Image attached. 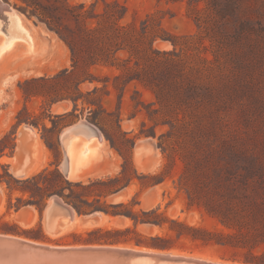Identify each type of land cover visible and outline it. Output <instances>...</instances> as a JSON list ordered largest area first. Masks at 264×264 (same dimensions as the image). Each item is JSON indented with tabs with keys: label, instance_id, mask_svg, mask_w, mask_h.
<instances>
[{
	"label": "rangeland",
	"instance_id": "obj_1",
	"mask_svg": "<svg viewBox=\"0 0 264 264\" xmlns=\"http://www.w3.org/2000/svg\"><path fill=\"white\" fill-rule=\"evenodd\" d=\"M3 1L9 3L15 11L19 10L33 19V22L43 26L46 37L56 44L59 58H64L68 54L71 59L72 54L66 43L56 32L48 30L45 23L31 14L20 0ZM71 1L84 2L91 14L103 13L105 7L111 11L124 12L123 17L117 20L118 24L126 26V34L133 38L143 35L144 24H147L144 35L149 37L153 34L164 35L165 32L177 35L204 34L203 29L198 28L188 13V0L176 2L106 0L107 4L102 0ZM199 5L205 6L202 1ZM19 16L22 20V16L20 14ZM99 20L102 22V31L81 32L80 36H76L74 40L76 62L72 65V61H69L68 72L58 70L53 74L41 76L29 74L28 71L32 69L30 66L34 64L33 55H30L34 50V41L30 32L31 45L27 40L18 39L25 44L26 50H20L17 55L5 59L2 58L15 47L11 49L8 47L0 53L2 59L0 61V132L3 130L0 136V151L2 149L0 234L15 235L47 245L55 244L54 246L83 244L73 242L79 239L75 234L83 233L84 237L87 236L83 231L93 227L90 224L81 226L75 221L70 227L77 225V229L69 227L59 235H51L52 233L45 228L44 220L42 224L44 234L38 228L30 229L40 219L37 206L29 204L31 193L35 197L34 203L37 204L47 189H60L59 183L55 181V175L52 172H43L44 166L48 164H42L25 177L12 175L14 178L10 182L6 171L12 174V169L9 167L11 162L7 159L13 152L14 147L11 150V145L15 146L18 132L24 125L31 126L38 138L53 146V149L47 146L49 160H53L57 157L54 142L56 138L58 139L60 131L70 123L86 119L91 123L96 122L103 136L108 137L107 140L105 139V157L107 156L109 160L103 164L101 170L108 172L126 159L119 182L126 180L132 174V166L129 163L131 152L134 151L133 161L138 169L151 167L161 160L157 170L146 172V174H157L150 175L151 177L142 179L141 182L148 183L163 176L166 178L165 181L142 192L139 196L141 204L136 205L135 208L158 207L157 212L164 214L168 219H176L211 231L229 229L224 227L218 218L207 213L204 206L215 211L225 210L228 206L239 207L245 213V216L239 218L237 222L242 233L235 238L243 243L244 247L216 243L201 244L182 238L172 239L175 246L161 251L199 255L209 260L238 264H252L243 262V259L249 258V253L252 252L260 256V261H264L262 256L264 254V37L256 43L257 50L253 66L249 69L250 73L246 74L243 70H238L232 77L229 87H222L218 91L221 98L215 107L205 98L201 88H198L191 103H188V98L187 103L185 102L186 91L183 89V81L178 78V68L168 65L166 59L169 56L166 55L156 56L158 58L152 60L147 59L146 56L150 55L148 39H144L140 45L142 50L139 57H136L139 64L135 63V57H131L130 61L125 60L129 56L126 49L117 50L118 59L112 62L113 65L102 62L91 64L89 53H100L102 49L107 53L112 52L110 50L112 43L107 39L111 34L108 26L111 25L112 19L100 16ZM66 22L76 27L73 21L66 20ZM95 24L94 18L92 25ZM158 24H160L159 28ZM4 26H7V23ZM5 31L4 28L0 31V45L8 37ZM204 43L208 45L209 42L204 40ZM152 46L161 51H169L173 48L171 43L161 36L156 37ZM36 64L53 66L54 62L50 60L48 63L41 61ZM140 77L144 81L141 82ZM196 81L205 80L197 78ZM157 82L162 85L165 99L163 103L157 101L151 88L152 83ZM74 99L77 103L76 107H74ZM58 100H65L68 105L66 108L69 109L65 112L63 110L66 108L54 109V102ZM64 113H66L65 117H62ZM17 115L20 123L15 129L16 140L13 141L11 131L14 123L18 122ZM7 121L8 126H6ZM38 138L35 141L36 159L40 155ZM111 141L114 146H111ZM153 147L157 157L142 160V153ZM101 153L100 159L98 156L94 161L95 171L82 179L87 185L88 176L100 173L96 167L97 163L98 166L103 163ZM63 158L62 152L60 162ZM181 175H184V178L180 180ZM32 176H36V181H21ZM141 182L135 179L125 193L129 194L140 189L143 186ZM74 189L78 196L91 190L95 191L97 187L74 186ZM64 191L68 193L69 189L66 187ZM186 191H189L194 199L192 205L188 202ZM17 196L23 197L21 201L23 206L15 210L14 205L18 203ZM47 201L48 199L46 203ZM9 203L12 205L10 208H8ZM122 209L127 211L126 208ZM112 224L120 223L112 221ZM139 229L145 234H163L166 230L157 226L153 228L141 226ZM36 236L43 240L34 238ZM14 256L20 257L15 260L22 264L24 262V264L27 262V264H62L27 250L20 251ZM10 259L13 258H5V262ZM72 264L79 262L73 261Z\"/></svg>",
	"mask_w": 264,
	"mask_h": 264
},
{
	"label": "trees",
	"instance_id": "obj_2",
	"mask_svg": "<svg viewBox=\"0 0 264 264\" xmlns=\"http://www.w3.org/2000/svg\"><path fill=\"white\" fill-rule=\"evenodd\" d=\"M20 1L31 14L44 22L49 30L56 32L66 43L72 54V65L76 62L74 56L76 53L74 43L76 36H80L81 32L92 33L102 31V22L99 20L100 16L110 17L112 19L111 25L108 26L111 34L107 36V39L112 43V48L110 49L112 52L107 53L106 50L105 52L102 49L100 53H89L91 64L102 62L106 65H113L112 62L118 59L116 52L119 49H126L129 52L128 58L125 59L126 61H130L131 57H135V63L139 64V60L136 57H139V53L142 50L140 45L144 42V39H148L150 55L146 56L147 59L152 60L158 58L156 56L161 55L169 56L166 59L168 65L172 68H178V78L183 81V89L186 91V103L187 98L189 99L188 103H191L194 100L198 88H201L208 102L217 107V101L221 98L218 91L222 87H229V83L232 81V77L235 76L236 72L243 70L246 74L250 73L249 69L253 66L254 56L257 50L256 43L264 37V0H188V13L192 16L198 28L203 29V35L200 33L195 35H177L165 32L164 35L153 34L149 37L148 35H144L147 30V24H144L143 35L134 38L126 34V26L118 24L117 20L123 17L124 12L111 11L105 7L103 13L93 12L91 14L84 2H72L71 0ZM102 1L107 4L106 0ZM164 1L176 2L178 0ZM200 1L204 2V7H200ZM94 18L96 24L92 25ZM66 20H71L76 23V27L74 28L68 25ZM157 36L168 40L173 48L169 51H161L153 48L152 44ZM204 40L209 42L208 45L204 43ZM178 47L179 49L177 50ZM63 71L68 72V69H64ZM197 78L204 79L205 81H196ZM140 80L141 82L144 81L142 77H140ZM151 88L157 101L163 103L165 99L163 97L161 83H152ZM73 103L74 107H76L77 103L75 99ZM66 113L62 117H65ZM16 120L18 122L14 123V128L11 131L13 141L15 139V129L20 123L18 115L16 116ZM94 124L98 126L96 122ZM152 133L155 134L154 131ZM106 138L108 139L107 136ZM110 143L111 146H114L112 141ZM45 144L50 149H53V146L47 142ZM13 147L12 144L10 147L11 150ZM54 148L57 152V157L51 162L53 166L44 167L43 172H52L56 177L55 181L59 183L60 189H47L37 204L34 203L35 197L32 193L30 199H28V201H31V203L28 202L29 204H35L37 206L40 217L48 197L57 194L78 214L99 211L107 216H120L126 220V223L122 225L104 224L88 227L83 231L87 236L84 237L82 235L83 233H77L75 235L79 239H75L73 242L83 244H132V246L135 245L153 250H169L175 246L173 240L187 238L194 242H200L201 244L216 243L231 247L245 246L235 239L242 233L237 222L239 218L245 216L243 209L228 206L225 210L215 211L204 206L207 213L218 218L219 222L229 229L227 231L222 229L211 231L201 226L188 225L176 219H168L164 214L157 212L158 207L135 208L136 205H140L141 203L139 196L142 191L156 184L163 183L166 178L163 176L159 179L151 180L148 183H142V179L149 178L151 177L150 175L154 176L157 173L146 174V172L137 171L131 155L129 157V163L132 166V174L126 180L124 179V181L119 182L123 175V168L126 162V159H123L121 162L122 169L120 168L117 174L89 178L87 185L84 181H69L65 179L61 170L58 168L59 142L57 138L54 142ZM1 156L2 149L0 151ZM6 174L10 182L14 177L8 171H6ZM182 178H184V175H181L179 179L181 180ZM135 179L141 182L143 186L136 190L129 200L115 202L108 199L113 192L129 186ZM30 180L36 181V176H32L31 178L27 177L21 181L28 182ZM111 184L113 185L109 187ZM74 186L77 188H84L86 186L87 188L97 187V190H91L76 196L77 191L74 189ZM66 187L69 189L68 193L64 191ZM102 187H106V189H100ZM186 192L189 199L188 202L192 205V200L194 199H192L189 191ZM16 200L18 203L14 205V209L18 210L23 206L21 203L23 197L17 196ZM10 207L12 205L9 203L8 208ZM122 208H126L127 211H124ZM167 223L168 225H166ZM141 226H147L149 228L157 226L160 229L166 228V230L163 234H145L139 229ZM33 228H38L43 233L40 219L30 229ZM34 238L43 240V238L38 236ZM249 255V258L243 259L244 263L264 264V261L259 260L260 256L254 255L252 252Z\"/></svg>",
	"mask_w": 264,
	"mask_h": 264
},
{
	"label": "water",
	"instance_id": "obj_3",
	"mask_svg": "<svg viewBox=\"0 0 264 264\" xmlns=\"http://www.w3.org/2000/svg\"><path fill=\"white\" fill-rule=\"evenodd\" d=\"M5 2V1H4ZM8 6L9 4L5 2ZM72 134L81 135L83 137H101L100 130L88 120H77L64 127L59 133V143L63 149L64 158L59 163L60 170L63 176L68 179L70 170L69 160L66 156L65 145L67 139ZM35 134L31 126L24 125L18 134V140L13 148L11 154V173L15 177H24L25 170L32 160V149L30 147L31 141L34 140ZM119 190L115 191L117 194ZM118 197L117 195L114 199ZM44 210L43 220L45 221V228L49 233H58L64 224H67L72 219L71 206L67 204L59 195L53 194L48 197ZM99 213L92 211L84 214V222H97L99 220ZM2 235V236H1ZM0 235V243L11 241L5 237L6 234ZM15 240H18L16 238ZM1 246V245H0ZM57 247H48L39 244L30 245L31 250L37 253L40 250L48 255H40L52 261H57L62 264H69L73 261L79 264H218L204 261L198 258H193L188 255L174 254L164 251H153L147 249H135L132 247L118 246V244H81V245H56ZM49 251V252H48ZM17 255V254H14ZM11 256L13 259L17 257ZM39 255V254H38ZM58 256V257H56ZM10 258V257H7ZM17 259H20L18 257ZM39 261H41L39 259ZM59 264V263H55Z\"/></svg>",
	"mask_w": 264,
	"mask_h": 264
},
{
	"label": "bare ground",
	"instance_id": "obj_4",
	"mask_svg": "<svg viewBox=\"0 0 264 264\" xmlns=\"http://www.w3.org/2000/svg\"><path fill=\"white\" fill-rule=\"evenodd\" d=\"M3 13H4V15H0V31H3V28L6 29L5 35H7L8 37H7V39L3 40V42H2L3 44L0 45V53H1V51H3L4 49H6L8 47H10L9 49L16 47V44L18 45L19 43H21L18 39L27 40L31 45V36L29 35V30L26 27H24L22 20H21V17L17 13V11H15V9L8 6L3 0H0V14H3ZM6 23H7V26H4ZM17 42H19V43H17ZM67 106L68 105L58 106L57 104H55L54 109H57L58 107H62L61 109H64ZM100 136H101V134H100ZM100 138H102V136ZM96 140H97V142H96ZM35 141H36V137L31 143L32 160H31L30 164L28 165L27 169L25 170V175L36 171L42 165V162H43L42 156H44V155L40 154L39 158H37V159L35 157ZM100 145L101 144L99 143V137L91 136V137L86 138V137H83V136L77 135V134L70 135V137L67 139L66 145H65L66 156L69 160V165H70L68 179H71V180L84 179L86 175L92 174L95 171L94 170V168H95L94 161H96V158L100 154L99 153ZM7 160L9 162H11L12 158L9 157ZM25 175H24V177H25ZM50 200L51 199H49L48 201H50ZM72 211L75 212L74 209ZM99 215L101 216L100 217L101 220L99 219L100 220L99 223H101L104 216L102 215V213H100ZM33 217H34V215H33ZM27 218H28V216H27ZM72 218H73L72 221L70 223L64 224V226L61 227V229L58 233H52L51 235L61 234L66 229H68L75 221H77L78 224L81 226L82 225H88V224L92 225V222H90V221L89 222H82L79 216L73 215ZM32 220H33V218L31 219V221ZM4 236L11 239L12 242L11 241L5 242L6 244L0 243V245H1L0 246V264H9L8 262H10V264H22V263H17L18 261H16L15 259H10L9 261L5 262V258L7 259V257H11L14 254H18L20 251L31 250L32 248H30V245L39 244V245L48 246V247H57V246H54L55 244L54 245L52 244L53 246L50 244L47 245L46 243L44 244L43 242L40 243V242L30 240L27 238H20L18 236L16 237L15 235L13 236V235L7 234ZM16 238H18V240H15ZM118 246L132 247L135 249H147L145 247L143 248V247L129 246V245H119L118 244ZM147 250H153V249L148 248ZM36 251L39 255L52 256L51 254H45V253L41 252L40 250H36ZM153 251H159V250H153ZM173 253L178 254L176 252H173ZM181 255H184V254H181ZM188 256H191L193 258H198V259L208 261V262L218 263V264H238L235 262H225V261H220V260H218V261L217 260H209V259H207V257L201 258L199 255L198 256L197 255H188ZM56 257H58V256H56ZM36 262H39V261H36Z\"/></svg>",
	"mask_w": 264,
	"mask_h": 264
},
{
	"label": "crops",
	"instance_id": "obj_5",
	"mask_svg": "<svg viewBox=\"0 0 264 264\" xmlns=\"http://www.w3.org/2000/svg\"><path fill=\"white\" fill-rule=\"evenodd\" d=\"M9 6H10V4H9ZM11 8H13V7H11ZM13 9H15V8H13ZM16 11L22 16L23 23L26 26V28L29 30V32H30V34H31V36L33 38V41H34V44H33L34 50L30 54V55H33L34 64H32L30 66L32 69L28 71V72H30L29 74L30 75H35V76L49 75V74H53V73L57 72L58 70L68 69L69 68V61L71 60L70 57H69V55L66 54V56L64 58H59L58 55H57V52H56V44L54 43V41H52L51 39H48L46 37V35L44 33L45 32V29L43 28V26H41L38 22H33L34 21L33 19H31L30 17L26 16L24 13L20 12L19 10L16 9ZM0 15H4V13L3 14H0ZM50 31H52V30H50ZM20 50H26V46H25L24 43L18 44L14 48V50H12L9 54H7L2 59H5L8 56H15V55H17L18 53H20ZM2 59H0V61H2ZM50 60H53V62H54L53 66H50L49 64H43L42 66H39V65L36 64V63H39L41 61H42V63H48V62H50ZM54 103L57 104L58 106L67 105V104H65V100H58V101H56ZM68 109L69 108H66L63 111L65 112ZM8 125H9V122L7 121L6 126H8ZM2 132H3V130H1L0 136H1ZM100 132H101V130H100ZM34 134H35V137L38 138L37 135H36V133H34ZM101 136H102V138H99V143L101 144L100 145V149H99V153L102 152L101 154H102V158H103V161H102L103 163L100 166H98V163H97V167H96V170L100 171V173L98 175L88 176L87 179L93 178V177H98V176H104V175H108V174H114L115 172L119 171V168H121V162L122 161L117 165V167L109 170L108 172H104V171L101 170L103 164L105 162H107V160H109L107 158V156L105 157V147H106V140L107 139L105 138V136H103L102 132H101ZM35 137H34V139H35ZM15 140H16V138H15ZM17 140H18V137H17ZM38 140H39V147L38 148L40 150V154L41 155H44V156H42V158H43L42 164H48L46 166H53V164L51 163L52 160H49V156H48V154H49L48 152L49 151L47 150V145L40 138H38ZM31 143H32V141H31ZM31 143H30V147H31ZM31 149H32V147H31ZM62 152H63V149H62V147H61V145L59 143V163H60V155L62 154ZM133 152H131L132 161H133ZM139 156H140V153H139ZM150 157H152V158L153 157H155V158L157 157V154L155 153V148L154 147L152 149H148L147 151L143 152L142 155H141V159L142 160L144 159V161H145V159H147V158L149 159ZM99 159H100V154H99ZM133 164H134V161H133ZM160 165H161V160H159L153 166L148 167V168L138 169L137 166H136V164H134V167L139 172H147V171H155V170H157L160 167ZM46 166H44V167H46ZM58 168L60 169L59 164H58ZM67 180H70V181H83L82 179H78V180L67 179ZM130 185L129 186H126L124 188L119 189V192L117 194H114V192H113L109 196L108 199L110 201H115V202L129 200L130 197L136 191V190H134L133 192H130L129 194H126L125 193V190L128 189L130 187ZM149 188H151V187H149ZM149 188H147V189H149ZM147 189H145V190H147ZM144 191H142V192H144ZM116 195L118 197H116L114 199V197ZM70 208H71V210H73L72 207H70ZM97 212L99 214L101 213L99 211H97ZM73 215L74 216H79L80 219H81V221L84 222V220H83L84 214H78L76 211L75 212L72 211V216ZM102 215H104L106 217V220L103 221V222H101V223H99L100 220H101L100 219L101 216L99 215L100 216L99 217L100 220L97 221V222H92V225L91 226L104 225V224H112V221L119 222L120 223L119 225H122V224H125L126 223V220L124 218L120 217V216H107V215H105L103 213H102ZM72 219L68 223H70L72 221ZM40 220H41V223L43 224V212H42V215L40 217ZM87 222H89V221H87ZM114 225H118V224H114ZM70 228L71 229L72 228L73 229H77L78 226L77 225H73Z\"/></svg>",
	"mask_w": 264,
	"mask_h": 264
}]
</instances>
